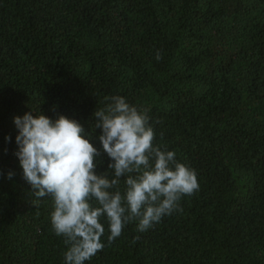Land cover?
<instances>
[{
	"label": "trees",
	"instance_id": "16d2710c",
	"mask_svg": "<svg viewBox=\"0 0 264 264\" xmlns=\"http://www.w3.org/2000/svg\"><path fill=\"white\" fill-rule=\"evenodd\" d=\"M116 95L147 112L199 190L112 242L102 217L86 264H264V0H0V264H63L67 249L51 197L22 178L13 118L63 114L92 134Z\"/></svg>",
	"mask_w": 264,
	"mask_h": 264
},
{
	"label": "clouds",
	"instance_id": "9594fccd",
	"mask_svg": "<svg viewBox=\"0 0 264 264\" xmlns=\"http://www.w3.org/2000/svg\"><path fill=\"white\" fill-rule=\"evenodd\" d=\"M155 58L161 59L159 51ZM93 116L92 134L63 114L52 119L31 109L13 118L18 132L14 155L35 200L51 197L52 229L67 245L63 264H86L104 248L102 217L112 242L129 222L136 220L138 230L146 231L178 211L182 196L199 190L196 172L178 162L174 151L154 144L146 111L116 95ZM5 140L10 143L12 137ZM102 154L109 162L107 170L98 173ZM4 175L0 170V177ZM14 176L13 171L7 173L9 180Z\"/></svg>",
	"mask_w": 264,
	"mask_h": 264
}]
</instances>
